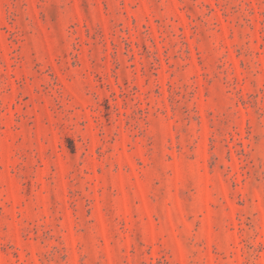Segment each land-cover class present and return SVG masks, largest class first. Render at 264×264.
Wrapping results in <instances>:
<instances>
[{
	"label": "rangeland",
	"instance_id": "374dc122",
	"mask_svg": "<svg viewBox=\"0 0 264 264\" xmlns=\"http://www.w3.org/2000/svg\"><path fill=\"white\" fill-rule=\"evenodd\" d=\"M0 264H264V0H0Z\"/></svg>",
	"mask_w": 264,
	"mask_h": 264
}]
</instances>
